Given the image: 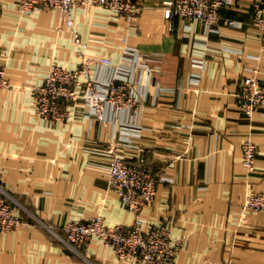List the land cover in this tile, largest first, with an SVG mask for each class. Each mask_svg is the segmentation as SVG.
<instances>
[{
    "label": "crops",
    "instance_id": "1",
    "mask_svg": "<svg viewBox=\"0 0 264 264\" xmlns=\"http://www.w3.org/2000/svg\"><path fill=\"white\" fill-rule=\"evenodd\" d=\"M138 1L134 21L106 7L77 6L73 31L59 9L24 15L18 0H0V68L11 83L0 88V184L20 202L24 219L3 236L0 264H140L119 259L99 238L75 253L45 226L95 216L109 226L133 224L108 188L114 140L128 163L163 171L143 217L146 227L169 225L185 241L175 264H264V212L242 217L249 192L264 193V108L250 121L237 101L245 77L264 81V38L250 22L257 0H233L223 17L240 28L222 21L212 34L199 21L187 30L179 17L167 19L170 0ZM74 32L86 56L112 61L94 68L104 80L133 75L125 62L129 47L148 59V97L138 114L110 112L102 122L87 117L82 97L70 120L36 114L32 88L51 66L81 64ZM127 133L132 147L123 144ZM249 134L259 147L252 173L243 163Z\"/></svg>",
    "mask_w": 264,
    "mask_h": 264
},
{
    "label": "built area",
    "instance_id": "2",
    "mask_svg": "<svg viewBox=\"0 0 264 264\" xmlns=\"http://www.w3.org/2000/svg\"><path fill=\"white\" fill-rule=\"evenodd\" d=\"M20 11L32 15L44 10L59 9L63 13L65 26L74 31L73 9L82 5L102 6L110 9L119 18L134 21L141 13L142 5L138 0H18ZM233 4V0H170L167 2L165 16L172 20L179 17L190 30L193 23L199 21L207 33H216L222 21L233 28H240V22L224 19V10ZM250 22L258 28L264 38V0H257L250 6ZM79 48L81 64L78 69L70 70L54 63L45 82L32 88L33 105L36 114L53 123L70 120L71 107L82 97L78 89L86 79L87 94L84 95L87 117L106 122L109 113L130 115L134 106L146 102L149 85L148 77L153 69L146 57L136 48L126 51V64L133 75L102 79L93 74L95 67L111 66L108 58L92 59L83 53L86 44L77 32L73 33ZM11 87L5 77V69L0 68V88ZM238 106L248 120H253L257 111L264 108V81L257 74L247 76L240 85L237 94ZM133 107V108H132ZM137 132L141 130L136 127ZM133 134V133H132ZM137 135V134H135ZM123 144L132 147L131 134L122 139ZM112 155L109 166V189L116 192L122 204L135 217L132 225L109 226L103 216L87 220H71L63 226H45L54 236L73 252L84 254L90 242L99 238L111 247L121 260L135 261L140 264H175L185 248L183 239L174 238L169 225L146 227L144 211L153 204L159 182L165 180L163 171H155L151 165L130 164L120 153L116 141L112 143ZM259 153L258 144L249 134L243 144V163L252 173ZM22 205L0 184V244L3 236L17 230L24 223ZM264 212V193L249 192L242 207V217L249 213Z\"/></svg>",
    "mask_w": 264,
    "mask_h": 264
},
{
    "label": "rangeland",
    "instance_id": "3",
    "mask_svg": "<svg viewBox=\"0 0 264 264\" xmlns=\"http://www.w3.org/2000/svg\"><path fill=\"white\" fill-rule=\"evenodd\" d=\"M87 83H88V82H86L85 84H87ZM82 85H84L83 82H82ZM86 92H87V89H86ZM86 92H85V94H84L85 96H86V94H87ZM84 95H82V98H84V97H83ZM80 99H81V98H80ZM80 99H79V100H80ZM85 99H86V98H85ZM85 99H84V100H85ZM79 100H78V101H79ZM141 105H142V102H141L140 104H138V105L136 104V105L134 106V108L132 107V108H133V112H132L130 115H128V117H129V118H132V116L138 114V112H139V110H140V108H141ZM73 116H74V114H73ZM73 116H72V118H73ZM108 188H109V187H108Z\"/></svg>",
    "mask_w": 264,
    "mask_h": 264
}]
</instances>
